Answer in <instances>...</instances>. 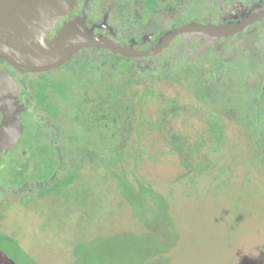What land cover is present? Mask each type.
I'll list each match as a JSON object with an SVG mask.
<instances>
[{"label": "rangeland", "instance_id": "obj_1", "mask_svg": "<svg viewBox=\"0 0 264 264\" xmlns=\"http://www.w3.org/2000/svg\"><path fill=\"white\" fill-rule=\"evenodd\" d=\"M127 1L100 0L97 9L109 12L110 24L122 37H139L155 31L153 41L159 33L175 24L199 18L227 24L238 20L249 9L257 8L259 3L264 4V0H164L166 7L144 15L143 0H132L129 4ZM255 27L254 33H245L244 41L236 37L234 44L220 49L216 47L220 45L216 44V39L206 33H183L160 53L140 62L133 60L128 72L131 71L137 83L134 88L149 86L157 94L175 95L179 97L182 109L198 118L187 115L169 124H166L167 119L162 120L161 130L167 128L166 132L153 130L148 138L143 136L144 147L147 144L154 153L142 160L145 168L139 166L132 172L133 169L126 165L127 174L121 176L120 181L113 180L115 175L107 176L110 182L103 177L98 182L95 176L92 177L89 183L94 187L91 199L67 191L63 194L54 192V199L40 198L42 196L36 199L40 193L21 190L11 173L24 149L29 153L26 143H20L12 154H2L0 204L7 202L9 205L0 217V264H264V166L259 162L260 153L264 152V140H257L264 139V79L258 75L264 73V23L259 22ZM254 50L262 59L258 64L249 62L254 58ZM209 52L216 63L211 61L212 57L209 61L204 58ZM102 54L91 55L101 57ZM221 57L226 59L227 65L223 66ZM191 66L200 74L203 73L200 68L208 69L206 76L210 78L214 72L216 88L222 86L223 71L230 68L233 74L227 83L223 81L225 86L221 88V95L227 94L230 106L216 94L201 97L193 89L190 93L191 86L186 81L195 85L197 75L189 76L192 79L182 78L185 73L178 68ZM243 70L246 74L238 75ZM74 74L73 68L52 72V76L66 79H72ZM174 76L180 77L182 83L175 81ZM237 77L248 81L247 90L232 83ZM14 82L18 99L19 86ZM28 89V95L36 90L35 86ZM9 91L13 94L12 89ZM67 93V89L63 94L58 93L59 100ZM43 96L40 93L37 99ZM197 99L206 100L207 106L214 109L230 107L231 115L222 112L228 113V128L232 130L219 147L211 140L195 142L192 139L199 157L190 158L189 167L199 163L206 165L204 170L195 166V170L186 172L188 169L181 165L180 154L172 149L169 139L186 138L191 134L193 130H187L185 120L194 122L193 117L200 118L201 112L195 111ZM144 109L149 117L156 118L161 106L150 99ZM34 114L32 120L27 112L20 122L30 126V135L38 133V139L53 145L61 152L58 155L67 157L69 145L78 143L71 138L74 128L69 124L71 114H60L56 119L45 109L41 114ZM206 115L210 116L211 111L207 110ZM96 118L95 131H104V120L98 115ZM242 123L253 133L254 139L244 133ZM259 141L263 143L262 149L255 146V151L254 144ZM186 143L189 147L190 141L186 140ZM227 147L228 150L252 151L253 162L259 166L256 164L251 171L245 168L244 171L232 168L224 171L229 166L234 167L233 160L222 154ZM68 167L65 159L60 174H65ZM28 180L30 185L35 184V180ZM139 181L152 186L151 191H158L162 197H157L150 189L144 193L138 191ZM30 193L36 200L24 203L23 199ZM65 194L69 198L65 199ZM94 200L96 204L91 202ZM131 200L137 201L131 204Z\"/></svg>", "mask_w": 264, "mask_h": 264}, {"label": "trees", "instance_id": "obj_2", "mask_svg": "<svg viewBox=\"0 0 264 264\" xmlns=\"http://www.w3.org/2000/svg\"><path fill=\"white\" fill-rule=\"evenodd\" d=\"M162 3L167 5L164 0H143L144 14L147 15L153 8L161 7ZM234 22L236 21H229L228 23L231 24ZM66 30L68 34V27H66ZM95 52H102L103 54L101 57L91 55ZM253 53L254 58L249 62L258 64V62L262 60L261 57H258L260 53L255 50ZM204 56V58L209 61L212 54L209 52ZM145 59L146 58L137 59V61L140 62ZM220 59L223 66L227 65L226 59L224 60L223 57ZM242 59H244V57ZM211 61L216 63L214 57H212ZM131 64L132 59L128 57L115 54L106 49L92 48L85 50L81 54H75L59 68V71L61 69L73 68L75 74L72 75V79H66L67 77H54L52 76V71L43 73V79L37 80L36 84L38 86V94L41 93L44 95L40 101H42V104L49 114L52 116L54 115V118L56 116L58 117L59 105L49 102L47 106L46 98H50L54 94L58 95V93L63 94L65 89L68 90V93L64 94L63 98L69 103V112H66L63 116H69L71 114V123L69 124H71V128L74 125L71 138L78 143L73 145L70 144L72 146L69 145V155L64 157L61 154L58 155V153L61 152H58L53 145L41 141L38 137L34 138L27 134L28 140L26 144L28 147L32 148V153L29 155V158H23L21 156L20 160H17L13 165L14 170L11 172L13 173V181L21 185V190H28L30 192L37 191V194L40 193V195H36L38 196L36 199L40 196H42L40 198L49 197L50 199H54V192L63 194L64 191H67L68 194H73L75 192L85 198L90 197L91 199L94 187L89 185V183L92 182V177L95 176L98 182L101 177L110 182L107 176L115 175L116 177L113 178V180L120 181V177L127 174L128 168L126 169V167L128 166L126 165H129L131 169H133L132 172L139 166H144L145 168L146 164L144 165L142 160H144L146 156L151 157L154 153L150 152L147 148V144L146 147H144L143 143L145 144V141L143 140V136L148 138L152 135L153 130L160 131L162 120L167 119L166 124H169L178 117L195 115L194 113L184 111L182 109L184 107L180 104L179 97L177 98L175 95L157 94L153 87L149 86L141 87V89L134 88L137 83L133 79L131 71L128 72ZM225 68L228 69V67ZM246 68L248 70L250 68L252 70L254 69L253 67ZM178 70L181 73H185L182 77H186L185 79H192L193 77L189 76L197 75L195 85L192 86V84H190L191 81H186L188 86L190 85L193 87H189L191 89L190 93H192L193 89L197 96L208 95L209 97H213L214 94H216L224 99L223 103L230 106V104L227 103L229 102L227 101V94L223 95L225 98L221 95L223 93L221 88L225 86L223 81L227 83L233 74L230 68L228 69L229 71H223L222 86L219 88L214 87V72H211V78L210 76H206V71L208 69L200 68V70L203 71L202 74L195 70L193 66L189 68L181 67L178 68ZM243 74H246L245 70L238 75ZM258 75L264 79V73ZM160 76L159 78L162 79V75ZM174 79L182 83L180 77L174 76ZM246 82L248 81L246 79L242 80V77H237L232 80V83L243 90H247ZM32 84H34V82H32ZM184 84L186 83L184 82ZM47 89H49V91H47ZM150 99L156 100L157 103L159 102V106H161V110L158 109L159 115L156 118L149 117L146 114V108L144 109ZM228 100L232 102L231 99ZM202 101V99L196 100L198 108L195 111L201 112L200 118L196 120L195 117L198 118V115H195L192 119L194 122L185 120L187 130H193L191 134L187 135L186 138L177 137L175 140L169 139V142L172 144V149L180 154L181 165L188 169L186 172L193 169L195 170V166L204 170L206 165L204 163H199L189 167V159L199 157L197 148L191 141L192 139H194L195 142L201 139L205 141L211 140L215 146L219 147V144L223 142L225 136L232 130V128H228L230 122L227 117L228 113L230 114V107L222 105L225 109L219 108L218 106L214 109V107L207 106L208 103L206 100H204V102ZM88 110L91 111L88 112ZM207 110L211 111L210 116L206 115ZM222 111H227L228 113ZM196 113L198 114V112ZM96 115L100 116L102 121L104 120L102 126L105 130H102V132L95 131L94 129L95 123L92 121H97ZM168 117L171 118V120ZM85 120L87 122L90 121V123L87 124ZM198 123H201V125L197 126ZM170 126H172V124ZM241 127L249 139L251 136L254 139L253 133L249 132L246 125L242 123ZM163 131L166 132L167 128H162L160 133ZM30 140L34 142L31 143ZM186 140L190 141L189 147L185 145L188 144ZM165 141H167L166 137ZM262 145L263 143L259 141L257 145L254 144V148L256 146L262 149ZM232 150H234V152ZM23 153L27 154V151ZM252 153V151L248 150L244 152L243 149L239 151L238 149L230 148L228 150L227 147L222 154L224 156H229L230 159L233 160L232 164L234 163V167L229 166L224 171H229L231 168L236 171H244V168L251 171L252 167L255 168L259 166V163L253 162L255 159H253L254 156ZM65 159L68 160L69 167L66 173H62V175L60 174V170ZM209 159L210 158H207L206 160L209 161ZM259 162L264 166V152L260 153ZM256 164L258 165L256 166ZM84 172H86V174H84ZM186 175L187 174H185L184 177ZM190 175L193 176V174ZM192 178L195 180L194 177ZM28 179L35 180V184L30 185ZM143 182L144 181L138 182L141 184V187L138 189L141 193H144L145 190L149 191V189L152 188V186L148 187L147 184ZM151 192L155 193L157 197H162L159 192L154 189ZM28 196L29 195L24 199L23 197L21 198L24 203H26V201L36 200L35 196L32 194ZM67 198H69V196L67 197V194H65V199ZM136 201L137 200H131V204H134ZM91 202L97 203L96 200ZM8 205L7 202L0 204V212L2 211L0 217L3 211H7Z\"/></svg>", "mask_w": 264, "mask_h": 264}, {"label": "water", "instance_id": "obj_3", "mask_svg": "<svg viewBox=\"0 0 264 264\" xmlns=\"http://www.w3.org/2000/svg\"><path fill=\"white\" fill-rule=\"evenodd\" d=\"M77 0H0V57L25 71H48L67 62L79 50L96 47L109 49L126 57H147L163 50L173 38L188 31H202L215 36L232 35L264 17V9L244 16L231 24L189 22L167 31L149 49L123 45L109 36L80 33L74 39L55 37L48 40L56 20L67 15ZM66 42H68L66 44ZM14 79L0 69V108H5V117L0 124V150L13 147L23 131L20 109L16 98ZM15 83V82H14ZM12 89L13 94L11 91ZM4 131V132H3ZM13 131H16L13 135Z\"/></svg>", "mask_w": 264, "mask_h": 264}, {"label": "flooded vegetation", "instance_id": "obj_4", "mask_svg": "<svg viewBox=\"0 0 264 264\" xmlns=\"http://www.w3.org/2000/svg\"><path fill=\"white\" fill-rule=\"evenodd\" d=\"M133 1H135V0H133ZM99 2H100V0H77L74 8L72 10H70L67 13V15L59 17L56 20V23H55V25L53 27V30L48 34L47 39L51 41L55 37L57 38V36H59V34H60L62 29L63 30H62V33H61L62 35L61 36L62 37L66 36V34H67L66 27H68V29H69L68 39L69 40L74 39L75 37H77V35H80V33L81 34L82 33H92V34H96V35L109 36L112 39H114L115 41H117V42H119V43H121L123 45L132 46V47H136V48H140V49H149V48L155 46L157 44V42L159 41V39L167 31L170 30V29L166 30V31L162 32L161 34L159 33L157 38L154 41H153V37L156 34L155 31H153L152 33H149V34H141L139 37H137L135 35H132L131 37H126V38L122 37L121 35L118 34L117 30L113 27V25L110 24L109 19H108L109 18V12L107 10L97 9L98 8L97 4ZM129 3H132V0H128L127 4H129ZM166 6H167L166 4L162 3L161 7L153 8L152 10H150V12L154 11V10L155 11L160 10L161 8H164ZM142 9H143V2H142ZM260 9H264V4L259 3L257 8H255L253 10L249 9L238 20H240L244 16H246L248 14H251L253 12H256V11H258ZM150 12H148V13H150ZM143 14H144V10H143ZM238 20H236V21H238ZM79 21H80V23H77ZM193 21H189V22H193ZM195 21L203 22V23H214V22H212L210 20H207L205 18H199V20H195ZM189 22H186V23H189ZM259 22L264 23V17L261 18L260 20L256 21V22H254V23L249 24L242 31H240L238 33H235V34H232V35L215 36V35H210V34H207V33L206 34L208 36H211V37L216 39V41H217L216 44H220V45H216V47L218 49H220L222 47L226 48L227 45L229 46V45H232V44L235 43V38L236 37L241 39V41H244V39L246 38V35H249L248 32H253V33L255 32V30H256L255 26ZM182 24H185V23H180V25H182ZM176 26H178V25L175 24V26H173L172 28H174ZM195 31L196 30L188 31V32H195ZM188 32H185V33H188ZM199 32H202V31H199ZM245 33H246V35H245ZM253 33H250V34H253ZM181 34H183V33H181ZM181 34L177 35L175 38H177ZM175 38H173L171 40V42ZM140 42L143 43V45H140ZM220 42H222V43H220ZM67 43L68 42H66V44ZM170 43L165 48H167L170 45ZM92 48H96V47L83 48V49L79 50L76 54H81L85 50H89V49H92ZM97 49H104V48H97ZM106 50H109V49H106ZM109 51H111V50H109ZM160 52H158V53H160ZM158 53H156V54H158ZM115 54H117V53H115ZM156 54H154V55H156ZM154 55H151V56H154ZM151 56H147V57H151ZM147 57H128V58L132 59V62H133V60H135V59L136 60L137 59L140 60V59L147 58ZM64 64H62V65H64ZM62 65L58 66L55 69H51V70H48V71H40V72L39 71L38 72L25 71V70L19 69L18 67L14 66L13 64L8 62L7 60H5V59L0 57V69L5 71V72H7L15 80V82L19 86L18 99L17 100H18L19 104H24V108L20 109L21 118H26L24 115L27 114V112H28L29 115L31 116L30 118H32V120H33V117L35 115L34 113H37V115H38V113L41 114L43 112V109H45V106L42 104V101L37 99V95H38V90H37L38 86L36 85L37 84V80L43 79V73L51 72V71L52 72L53 71L54 72L58 71L59 68ZM32 82H34V84H32ZM33 86H35V88H36L35 92L30 94V95L26 94V93H28V90H29L28 88L29 87H33ZM47 91H49V89H47ZM2 94H3L2 88H0V103H1V95ZM51 94L53 95L52 92H51ZM53 96L55 97L54 100H56V99L57 100L54 101V100L51 99V97L50 98H46V105L48 106L47 103L54 101L52 103H56L60 107L59 108V115L60 114L64 115V114H66V112H69V103L65 102L64 98L59 100V95H55L54 94ZM49 99H51L52 101H48ZM62 106H63V108H62ZM34 108H37V110H35ZM5 110H6L5 108H3V109L0 108V123L3 122V119L5 117V113H4ZM45 111H46V113L48 115H50L51 117L54 118V115L52 116L51 114H49L46 109H45ZM90 111L91 110H88V112H90ZM56 118H57V116L54 119H56ZM92 122L95 123L94 125H96V123H97V121H92ZM23 125H24L23 132L20 135V137L18 138L16 144L13 147L9 148V149H7L5 147L1 148V150H0V166H1V163H2V160H1L2 154H5V153H11L12 154V152L17 148V146L20 143H22V142L26 143V141L28 140L27 139V136H28L27 134L30 135L31 128H30L29 125H26L25 123H23ZM15 132L16 131H13V135L15 134ZM31 136H33L34 138H37L38 137V133H35V134L31 135ZM24 139L26 141H24ZM33 142L34 141H31V143H33ZM27 147H28V145H27ZM28 149L31 152L29 151V153H28V151L26 149H24L23 152L27 151L28 156H26V153L22 152L21 156L23 158H27V157L29 158V155L32 153V148L28 147Z\"/></svg>", "mask_w": 264, "mask_h": 264}]
</instances>
